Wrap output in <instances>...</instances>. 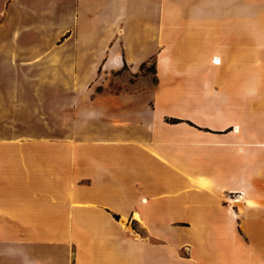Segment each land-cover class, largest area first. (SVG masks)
<instances>
[{
  "label": "crops",
  "instance_id": "crops-1",
  "mask_svg": "<svg viewBox=\"0 0 264 264\" xmlns=\"http://www.w3.org/2000/svg\"><path fill=\"white\" fill-rule=\"evenodd\" d=\"M0 219V264H264V0H0Z\"/></svg>",
  "mask_w": 264,
  "mask_h": 264
},
{
  "label": "rangeland",
  "instance_id": "rangeland-1",
  "mask_svg": "<svg viewBox=\"0 0 264 264\" xmlns=\"http://www.w3.org/2000/svg\"><path fill=\"white\" fill-rule=\"evenodd\" d=\"M142 58L143 57H136L137 60H140ZM153 64H154V61L152 63H149V64H143L141 66V69H143L142 72H144V73L150 72V69H151ZM220 90L221 89H217L218 92ZM216 108H217L216 122H217L218 127L223 129L228 124V120L226 118L227 104H226V102H224V94L223 93H222V98H220L219 101L216 104ZM4 223H5V221L0 219V225H2Z\"/></svg>",
  "mask_w": 264,
  "mask_h": 264
},
{
  "label": "trees",
  "instance_id": "trees-1",
  "mask_svg": "<svg viewBox=\"0 0 264 264\" xmlns=\"http://www.w3.org/2000/svg\"><path fill=\"white\" fill-rule=\"evenodd\" d=\"M143 70V69H142ZM150 72L152 74H156V67H155V63L152 65L151 69H150ZM155 82H157V79H155ZM171 123H179L180 121H177V120H170Z\"/></svg>",
  "mask_w": 264,
  "mask_h": 264
}]
</instances>
